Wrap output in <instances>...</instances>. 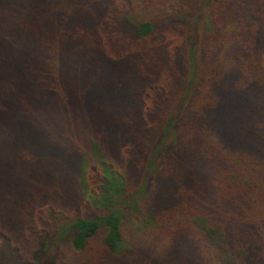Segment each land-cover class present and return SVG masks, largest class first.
Wrapping results in <instances>:
<instances>
[{"label": "trees", "instance_id": "16d2710c", "mask_svg": "<svg viewBox=\"0 0 264 264\" xmlns=\"http://www.w3.org/2000/svg\"><path fill=\"white\" fill-rule=\"evenodd\" d=\"M44 205L70 215L35 218ZM128 218L152 230L144 253ZM0 234V264H61L63 247L264 264V0H0Z\"/></svg>", "mask_w": 264, "mask_h": 264}, {"label": "rangeland", "instance_id": "374dc122", "mask_svg": "<svg viewBox=\"0 0 264 264\" xmlns=\"http://www.w3.org/2000/svg\"><path fill=\"white\" fill-rule=\"evenodd\" d=\"M163 44L166 46L169 54H171L173 52V50L177 47H179L183 41V35L178 34L176 32L173 31H165L163 33ZM168 74H163L159 80V82L156 84L157 86L160 87H164V85L167 83L168 80ZM127 147L123 148L121 150V164H116V163H107L106 165L111 167V169L113 171H116L117 173H119L120 175L123 174L125 165L128 161V153L126 152ZM94 162V163H93ZM101 164L99 163H95V161L93 160L91 162V164L87 165L86 171H85V187H86V191H87V197L89 198H96L99 193H100V186L102 184V173H101ZM36 214H34L35 218L36 217H41L43 215H46L47 213H51L53 214L54 217L57 216H68L70 215V213H66L62 210L56 209L52 206L49 205H44L42 207H40L39 209L36 210L35 212ZM33 221V220H32ZM38 221L35 220L33 225L37 228L40 229V224L38 225ZM124 230L126 233L130 232V238L129 241L131 243H138L137 241H139V244L141 246V251L144 253V249L147 248V242L145 243L144 241H147L148 236L147 235V231L145 229H142V227L140 226L139 223L133 221L131 218H128L127 221L124 224ZM146 234H145V232ZM152 236V230H151V235ZM5 240L6 237L3 234H0V260L3 262H6L5 259L7 258H12V256L10 255L9 251L8 253L3 249L4 247H6L5 245ZM99 242H100V238L96 237L93 241H92V245L95 248H100L99 247ZM143 242V243H142ZM160 243L161 245H164L166 241V237L162 238V236L159 235V238L157 237V241H156V245H155V252L159 253L160 249H158L157 247V243ZM9 250L11 249H17V246L12 242L10 244V247H8ZM4 251V253H3ZM63 251V257H62V262L61 264H80L86 257L85 253H77L75 251H73L70 247H63L62 248ZM3 254L6 257H3ZM26 255V253L24 254ZM142 257H139V260H142ZM133 260V259H132ZM132 260L126 261L128 263H134ZM138 261V260H137ZM137 264V263H136Z\"/></svg>", "mask_w": 264, "mask_h": 264}]
</instances>
